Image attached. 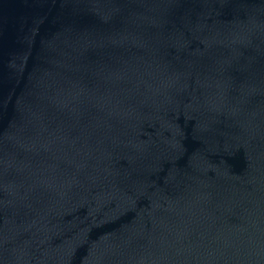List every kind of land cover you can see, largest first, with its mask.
Masks as SVG:
<instances>
[{
    "label": "water",
    "instance_id": "water-1",
    "mask_svg": "<svg viewBox=\"0 0 264 264\" xmlns=\"http://www.w3.org/2000/svg\"><path fill=\"white\" fill-rule=\"evenodd\" d=\"M0 264H264V0H0Z\"/></svg>",
    "mask_w": 264,
    "mask_h": 264
}]
</instances>
